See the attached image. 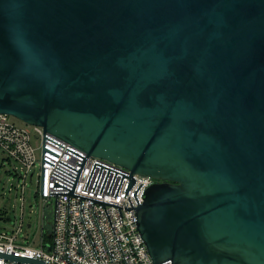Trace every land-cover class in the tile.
Masks as SVG:
<instances>
[{"label":"water","instance_id":"1","mask_svg":"<svg viewBox=\"0 0 264 264\" xmlns=\"http://www.w3.org/2000/svg\"><path fill=\"white\" fill-rule=\"evenodd\" d=\"M0 113L156 180L153 264H264V0H0Z\"/></svg>","mask_w":264,"mask_h":264},{"label":"built area","instance_id":"2","mask_svg":"<svg viewBox=\"0 0 264 264\" xmlns=\"http://www.w3.org/2000/svg\"><path fill=\"white\" fill-rule=\"evenodd\" d=\"M0 156V168L10 165L5 170L15 183L10 191L20 192L22 207L26 186L37 176V197L52 209L49 241L43 231L39 245L21 247L15 237L0 233V264H24L2 255L46 264H153L135 210L156 180L87 157L43 127L18 126L2 113Z\"/></svg>","mask_w":264,"mask_h":264},{"label":"rangeland","instance_id":"3","mask_svg":"<svg viewBox=\"0 0 264 264\" xmlns=\"http://www.w3.org/2000/svg\"><path fill=\"white\" fill-rule=\"evenodd\" d=\"M10 120L21 127L30 126L12 116H10ZM9 168L8 164L5 168H0V217L3 218L0 220V233H5L8 237H15V244L21 247L39 245L43 231L45 240L49 241L52 229V209L44 208L37 197L38 177H34L32 184H27L24 206L22 207L20 192L15 189L10 191L11 185L15 183L5 172ZM7 218L11 220L8 221ZM19 228L21 231H18Z\"/></svg>","mask_w":264,"mask_h":264},{"label":"flooded vegetation","instance_id":"4","mask_svg":"<svg viewBox=\"0 0 264 264\" xmlns=\"http://www.w3.org/2000/svg\"><path fill=\"white\" fill-rule=\"evenodd\" d=\"M157 183V182H156Z\"/></svg>","mask_w":264,"mask_h":264}]
</instances>
